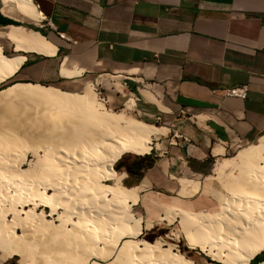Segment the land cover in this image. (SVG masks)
Returning <instances> with one entry per match:
<instances>
[{"label":"crops","instance_id":"0c3cea01","mask_svg":"<svg viewBox=\"0 0 264 264\" xmlns=\"http://www.w3.org/2000/svg\"><path fill=\"white\" fill-rule=\"evenodd\" d=\"M30 2L36 19L0 0V52L13 64L0 84L95 83L115 103L118 81L136 114L165 129L128 186L140 216L203 207L217 159L264 136V0ZM238 85L244 98L222 93ZM182 179L197 190L180 195Z\"/></svg>","mask_w":264,"mask_h":264},{"label":"bare ground","instance_id":"6f19581e","mask_svg":"<svg viewBox=\"0 0 264 264\" xmlns=\"http://www.w3.org/2000/svg\"><path fill=\"white\" fill-rule=\"evenodd\" d=\"M11 1L38 18L30 0ZM12 65L0 52V81ZM95 94L91 84L81 93L28 82L0 90V260L195 264L172 244L134 239L142 229L131 212L137 195L113 168L123 154L148 153L152 136L165 129L128 116L132 98L113 112ZM214 166L225 191L216 212L165 214L178 218L188 244L226 263L249 264L264 252V136ZM196 190L180 180L179 194Z\"/></svg>","mask_w":264,"mask_h":264},{"label":"rangeland","instance_id":"374dc122","mask_svg":"<svg viewBox=\"0 0 264 264\" xmlns=\"http://www.w3.org/2000/svg\"><path fill=\"white\" fill-rule=\"evenodd\" d=\"M112 79V78H111ZM113 86L111 87V90L113 93L118 96L117 101L119 102H111L106 97V94L104 93L103 89H101L98 84H91L92 89L94 90L95 97L101 101L104 102L105 106L113 111L118 112L122 111L124 106L123 103L132 96L128 95L125 90L122 91V85L120 86V83L118 81L113 80ZM118 83L115 85V83ZM12 83H4L0 84V90L8 86ZM117 86V87H116ZM56 88V87H55ZM83 88V87H82ZM82 88L70 91V92H76L81 93L83 90ZM118 94V95H117ZM121 94L122 96H120ZM135 103V102H134ZM136 104L133 105V108L131 111H127L128 116L138 119L142 122L151 123L146 118L139 116L136 114ZM152 124V123H151ZM156 125V124H153ZM157 126V125H156ZM152 142V140H151ZM253 144V143H252ZM247 145H241L235 149L232 153L227 154L223 157H231L233 156L240 148L245 147ZM145 155V154H144ZM144 155H135L126 153L121 156V158L115 162L113 165L114 170L118 173V175L121 177V185L128 187L131 186L133 181L135 180L134 175H129L125 169L123 168L125 165H128L130 163H134L135 165L143 164L145 160H142V157ZM221 157V158H223ZM221 158L217 159V161L221 160ZM214 167L211 169L209 175L206 178L207 183V189L202 192L204 198H203V207L199 209H192L187 208L184 209L186 211H190L193 213L198 212H207V213H214L218 210V205L221 200H223L225 191L223 189V185L221 184V181L216 177V173L214 171ZM230 169V170H229ZM229 170V171H228ZM232 171V172H230ZM230 172V174L228 173ZM227 174L230 176L236 175L235 169L228 168L226 171ZM232 174V175H231ZM122 175V176H121ZM192 194V193H190ZM181 195H189V193L181 194ZM168 207V208H167ZM171 208L172 212H174V209H183V208H177L173 206L163 205L162 208H160V212L155 214V221L151 218L152 215L149 214H142L143 216H140L138 206L134 207L132 206V214L136 217L141 218V232L138 234V236L134 239H143L147 242H153L155 240L161 241L162 248L167 247L168 244H172L173 248L176 249L179 253H181L186 259H188L190 262L195 264H230L226 263L224 260L215 258L213 256L207 255L204 251L200 250V247L196 244L190 245L188 244L185 235L183 234L180 224L178 222V218H174L172 222H170L167 218V214H165V211L167 212V209L169 210ZM147 223H151V227L146 229L144 228V225L146 226ZM127 237H123L122 239H125ZM17 256H13L12 258L6 259V260H0V264H17L16 262ZM249 264H264V252H261L258 254V257L252 260Z\"/></svg>","mask_w":264,"mask_h":264},{"label":"built area","instance_id":"2783aa9c","mask_svg":"<svg viewBox=\"0 0 264 264\" xmlns=\"http://www.w3.org/2000/svg\"><path fill=\"white\" fill-rule=\"evenodd\" d=\"M123 85H125L124 82ZM246 90L247 89L245 85H238L229 88H224L222 89V93L228 96H236V97L244 98L246 95Z\"/></svg>","mask_w":264,"mask_h":264},{"label":"trees","instance_id":"16d2710c","mask_svg":"<svg viewBox=\"0 0 264 264\" xmlns=\"http://www.w3.org/2000/svg\"><path fill=\"white\" fill-rule=\"evenodd\" d=\"M121 158V157H120ZM119 160V159H118ZM117 160V161H118ZM142 160H145V158L144 157H142ZM115 164V163H114ZM140 166V164L139 165H135L134 163H130V164H128V165H125L123 168L125 169V171L129 174V175H131V174H133V173H135V170L138 168ZM258 257V255H256L254 258H252L251 260H250V262L252 261V260H254L255 258H257ZM249 262V263H250Z\"/></svg>","mask_w":264,"mask_h":264}]
</instances>
